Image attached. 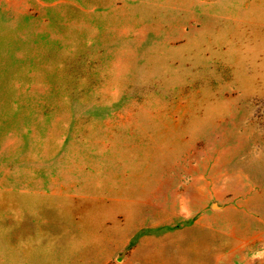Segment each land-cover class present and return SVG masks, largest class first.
Returning <instances> with one entry per match:
<instances>
[{"label":"rangeland","instance_id":"rangeland-1","mask_svg":"<svg viewBox=\"0 0 264 264\" xmlns=\"http://www.w3.org/2000/svg\"><path fill=\"white\" fill-rule=\"evenodd\" d=\"M162 2L0 0V189L61 184L69 244L98 226L103 262L149 218L179 247L139 258L264 264V0H239L238 41L180 40Z\"/></svg>","mask_w":264,"mask_h":264},{"label":"crops","instance_id":"crops-1","mask_svg":"<svg viewBox=\"0 0 264 264\" xmlns=\"http://www.w3.org/2000/svg\"><path fill=\"white\" fill-rule=\"evenodd\" d=\"M171 2V6L167 2H162L164 5L161 8L171 11L173 17L179 14L190 19L182 30L187 38L183 37L180 40L205 41V36L208 35L221 38L230 36L231 41L239 40V0H171ZM52 181L55 180L27 184L33 186L32 188L0 189V264H157V258H139L140 250L178 249L177 243L164 245L160 242L157 249V242L148 241L147 239L154 237L163 239L164 232L158 231L162 230L159 227H162L164 222L146 218L141 226L155 229L154 231L140 236L134 245L132 240L137 229L130 230L122 238L111 237L109 233L108 244L112 247V254L104 262L100 261V250L101 248L106 250V246L102 247L100 243L94 245L90 243V239L88 243H81L83 234L80 233L84 229L97 230L98 226L80 228L77 230L78 237L76 235L75 238L77 242L69 244L67 195L63 193L61 184L57 188L58 184L50 183ZM175 221L176 223L179 221L178 215ZM173 222L174 219L171 220V223ZM114 223L113 219L112 226L106 230L111 232L115 229ZM57 232L65 235V243L61 238L59 242L55 238L56 245L46 244L45 239L48 235L52 236ZM92 233L93 231L88 234ZM174 233L177 234L178 231L171 230L167 234ZM54 251L61 252V256L54 257ZM84 251L89 254H85ZM75 252H79L78 259L69 260ZM122 254V262H115Z\"/></svg>","mask_w":264,"mask_h":264}]
</instances>
